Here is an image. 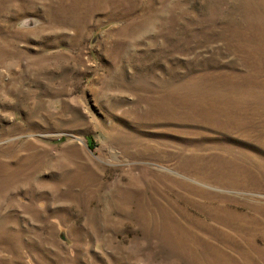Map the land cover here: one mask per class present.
Here are the masks:
<instances>
[{
  "label": "rangeland",
  "instance_id": "374dc122",
  "mask_svg": "<svg viewBox=\"0 0 264 264\" xmlns=\"http://www.w3.org/2000/svg\"><path fill=\"white\" fill-rule=\"evenodd\" d=\"M0 264H264V0H0Z\"/></svg>",
  "mask_w": 264,
  "mask_h": 264
}]
</instances>
